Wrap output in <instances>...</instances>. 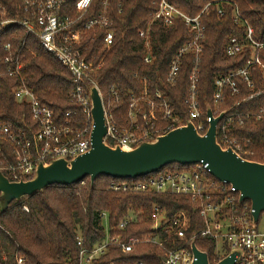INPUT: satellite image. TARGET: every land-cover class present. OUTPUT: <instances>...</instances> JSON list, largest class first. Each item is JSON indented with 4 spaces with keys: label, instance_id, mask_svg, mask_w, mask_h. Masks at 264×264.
I'll use <instances>...</instances> for the list:
<instances>
[{
    "label": "trees",
    "instance_id": "1",
    "mask_svg": "<svg viewBox=\"0 0 264 264\" xmlns=\"http://www.w3.org/2000/svg\"><path fill=\"white\" fill-rule=\"evenodd\" d=\"M189 16L198 15L204 7L208 13L202 16L205 25L201 41L203 51L198 63L199 80L197 97L202 111V120L208 109L215 115L229 110L218 128V140L222 142V125L229 116L236 115L233 127L228 133L236 138L247 151L255 155L247 158L264 163V117L256 119L264 108V78L258 65L253 66L251 76L253 87L237 79L239 93L234 94L230 87L215 112L214 94L217 90V77L227 75L243 67L252 57L253 47L248 44L242 53L230 56L228 46L232 38L240 40L247 37V27L236 23L233 13L237 7L242 16L253 28L252 38L264 43V0H169ZM9 16L23 20L27 17L21 0H0ZM160 0H110L109 14L112 16L115 42L105 55L103 31L96 32L93 40L86 39L87 53L103 65L96 74V81L104 97L105 106L110 108L114 119L120 126H129L128 109L131 96H141L147 90L151 96L162 93L169 101L174 113L185 123L190 117L186 104L189 92V75L195 67V54L187 53L174 83L167 81L171 61L178 51L193 39V33L182 20L166 27L161 21L153 22L150 28L152 58L145 63L146 49L138 36L146 29ZM223 4L224 14H218V5ZM102 11L101 0H95L87 17ZM92 36V35H91ZM7 43L13 45L11 55L25 63L24 74L27 86L39 100L54 112L58 123H64L71 112L75 127L82 129L88 116L82 107L72 100L74 87L71 74L61 65L52 53L45 50L39 41L25 33L21 25L0 34V54ZM264 63V49L256 51ZM0 120L21 124L30 118L27 105L15 100L13 88L18 81L13 77H0ZM249 116V117H248ZM240 122H242L240 124ZM5 157L12 159L11 148L0 139ZM5 159V158H4ZM0 159V170L6 175ZM143 177L120 179L99 175L92 183L90 177L71 185L53 184L44 191L21 200L12 201L9 207L0 212V264H81V250L91 251L106 237L104 217L110 228H115L129 211L139 215V221L130 224L121 234L125 237L143 236L154 233L153 213L155 206L165 209L172 217L177 211L184 210L190 217L188 236L198 235L203 229L200 211L188 196L175 194H149L135 191L115 192L113 182L133 181ZM245 204H250L246 201ZM81 241V245H79ZM198 247L209 254L213 260L215 243L210 239L196 237ZM171 246V243L168 244ZM20 259L22 260L20 262ZM137 262L144 264H163L164 250L157 245L138 246L134 251L123 253L117 246H110L107 252L95 259L93 264L111 262Z\"/></svg>",
    "mask_w": 264,
    "mask_h": 264
},
{
    "label": "built area",
    "instance_id": "2",
    "mask_svg": "<svg viewBox=\"0 0 264 264\" xmlns=\"http://www.w3.org/2000/svg\"><path fill=\"white\" fill-rule=\"evenodd\" d=\"M94 1L21 0L27 14L23 20L10 17L6 7L0 2V34L13 28L14 25H21L26 34L34 36L45 50L55 55L71 74L74 84L71 92L72 100L79 104L83 113L88 116V122L82 129L73 125L71 112L66 114L68 118L64 123H58L52 109L43 104L27 86V78L24 74L25 63L22 59L11 55L13 45L7 43L3 48L5 53L0 54V77L7 75L17 79L18 85L13 88L15 100L30 109V118L23 120L20 125L0 120V139L11 148L10 160L5 157L4 148L0 145V159L5 158L1 163L8 172L7 177L10 181H26L32 178L40 162L46 163L57 158L73 159L91 150L90 137L94 124L91 116L90 85H96L101 94L107 127L105 141L112 146L119 145L124 149H132L143 141L154 140L160 135L184 126L187 122L183 123L174 113L168 99L162 93L158 92L151 96L145 90L141 96H131L128 109L129 126L118 125L110 108L105 106L103 93L95 79L103 65L104 56L115 42L114 21L109 14L110 0H101L102 11L87 17ZM226 1L230 4V1ZM210 4L208 3L198 15L192 17L169 0H160L158 10L151 14L152 19L147 28L138 32L146 49L144 61L147 64L153 61L150 36L153 22L161 21L169 27L176 21L182 20L193 33V39L187 42L171 61L167 81L171 83L176 81L183 57L189 52L194 53L196 65L188 78L190 87L185 101L190 110V117L187 120L192 121L201 134L207 132L212 120L208 114L205 122L201 119L202 111L197 97L198 63L203 51L201 41L206 29L202 16L208 13ZM217 8L218 14L223 15V4L220 3ZM233 18L236 23L247 27V37L242 40L237 37L232 38L228 46V54L238 55L248 44L253 47V53L243 67L216 78L215 112L218 111L226 87H230L234 94L239 93L237 79L245 82L250 88L253 87L251 76L253 66L258 65L261 68L264 78V63L256 52L264 49V43L256 42L252 38L253 28L237 7ZM98 31L104 32L105 55L96 61L95 57L87 53L88 49L83 44L87 38L93 40ZM212 112L215 117L218 116L213 110ZM262 117H264V108L260 109L256 119ZM236 119V115L229 116L223 123L222 142H219L223 148L232 147L244 160H251L247 157L255 155L254 151L245 150L242 144L228 133ZM141 177L143 178L133 181L113 182L112 189L115 192L135 191L188 196L197 205L200 217L203 219L204 227L198 234L199 237L210 239L215 243L211 264H218L226 258L231 259L228 264H264V231L259 230L258 227L260 218L257 223L254 222V209L251 203L240 202L242 194L231 184L213 176L209 164L203 161L193 164L173 163L155 173ZM139 215L129 211L115 228H110L107 224L106 237L91 251L81 250V264H93V261L104 255L110 246H117L123 253H129L138 246L148 244L157 245L164 250L163 264H195L197 257L192 243L195 242L197 248L201 249L196 241L198 235L190 237L187 234L191 224L190 217L184 210H179L169 217L164 208L155 206L152 225L155 232L124 238L121 233L130 224L137 223ZM169 243L171 246H168ZM222 253H224L223 257H221ZM109 264L144 263L114 261Z\"/></svg>",
    "mask_w": 264,
    "mask_h": 264
},
{
    "label": "water",
    "instance_id": "3",
    "mask_svg": "<svg viewBox=\"0 0 264 264\" xmlns=\"http://www.w3.org/2000/svg\"><path fill=\"white\" fill-rule=\"evenodd\" d=\"M92 101L91 116L94 127L90 141L91 150L73 159L57 158L40 162L35 174L28 180L10 181L0 171V212L10 203L31 196L53 184L71 185L90 177L93 183L99 175L115 178H137L155 173L173 164H193L203 161L209 164L211 174L235 187L242 196L240 202L250 201L254 209V222L264 213V163L244 160L232 148H223L218 140V125L227 111L212 117L209 128L201 134L195 124L187 120L182 127L175 128L154 140L143 141L132 149L112 146L105 141L107 133L104 104L96 85L89 86ZM197 257L195 264H211L209 254L192 243ZM230 258L218 264H228Z\"/></svg>",
    "mask_w": 264,
    "mask_h": 264
},
{
    "label": "rangeland",
    "instance_id": "4",
    "mask_svg": "<svg viewBox=\"0 0 264 264\" xmlns=\"http://www.w3.org/2000/svg\"><path fill=\"white\" fill-rule=\"evenodd\" d=\"M108 224L107 218L104 217V226L106 227ZM259 230L264 231V213L260 216L259 224H258ZM224 256V253L221 254V257Z\"/></svg>",
    "mask_w": 264,
    "mask_h": 264
}]
</instances>
